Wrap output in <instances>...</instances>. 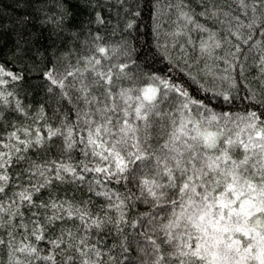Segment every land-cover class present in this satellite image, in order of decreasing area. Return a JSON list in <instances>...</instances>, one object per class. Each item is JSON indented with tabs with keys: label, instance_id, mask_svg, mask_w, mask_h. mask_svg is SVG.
Segmentation results:
<instances>
[{
	"label": "snow or ice",
	"instance_id": "snow-or-ice-1",
	"mask_svg": "<svg viewBox=\"0 0 264 264\" xmlns=\"http://www.w3.org/2000/svg\"><path fill=\"white\" fill-rule=\"evenodd\" d=\"M116 3L0 25V264H264V0Z\"/></svg>",
	"mask_w": 264,
	"mask_h": 264
},
{
	"label": "trees",
	"instance_id": "trees-1",
	"mask_svg": "<svg viewBox=\"0 0 264 264\" xmlns=\"http://www.w3.org/2000/svg\"><path fill=\"white\" fill-rule=\"evenodd\" d=\"M131 2V0H130ZM100 11L106 18L110 19L111 24L108 26L104 35L107 38L108 43L116 45L121 42L120 33L117 31L115 34L112 33V28L117 23L123 22L124 12L121 10V6L116 3V0H111V6L103 4ZM21 9L16 7V0H0V25H3L7 29H11V24L18 15H21ZM151 24L152 21L149 16L148 10H144L142 16L138 20L139 31L133 32L135 40H130L129 43L137 45V51L141 49L147 51L146 44L151 42L153 37L151 35ZM15 39L14 34L8 31H0V57H7L10 59V50L13 46V40ZM44 47H48L47 42L44 43ZM51 51V49H49ZM59 54V53H58ZM48 52H45V56ZM151 55V53H149ZM166 66L162 63L155 65L157 69H164ZM176 73L174 72L173 75ZM217 105V110H219Z\"/></svg>",
	"mask_w": 264,
	"mask_h": 264
}]
</instances>
